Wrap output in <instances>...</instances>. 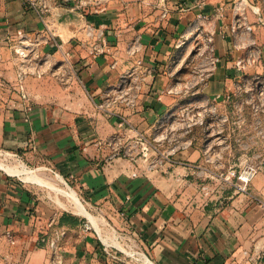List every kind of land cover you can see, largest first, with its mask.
Returning <instances> with one entry per match:
<instances>
[{
    "label": "crops",
    "instance_id": "obj_1",
    "mask_svg": "<svg viewBox=\"0 0 264 264\" xmlns=\"http://www.w3.org/2000/svg\"><path fill=\"white\" fill-rule=\"evenodd\" d=\"M49 5L42 19L21 0H0V151L62 176L79 199L119 227L128 224L158 264H264V170L248 193L214 192L199 179L211 171L204 163L212 155L200 137L187 128L166 134L179 91L218 100L237 87L246 71L242 40L260 37L253 16L245 22L234 0H109L89 15L59 0ZM238 21L252 29L241 28L234 40ZM89 24L101 37L88 36ZM19 30L62 64L45 73L26 60L27 98L19 91ZM206 35L212 65L194 68L186 81L184 50L198 41L201 54ZM122 90L131 99L114 101ZM139 135L167 136L163 149L173 141L178 150L150 169L137 155ZM15 174L0 166V264H112L98 231L70 223L71 212L43 194L52 183Z\"/></svg>",
    "mask_w": 264,
    "mask_h": 264
},
{
    "label": "rangeland",
    "instance_id": "obj_2",
    "mask_svg": "<svg viewBox=\"0 0 264 264\" xmlns=\"http://www.w3.org/2000/svg\"><path fill=\"white\" fill-rule=\"evenodd\" d=\"M39 1L46 2L48 5L50 2V0ZM59 1L63 5L65 3L71 5L69 2H74L71 7L73 6L75 11L89 15L92 9L100 8L109 0H87L86 5L80 6H76L80 4V0ZM254 1H259L262 4L258 12L250 9L249 5H243L240 9H235V12L245 22L249 20V15L253 16L251 22L250 20L249 22L257 26L256 31L260 35L257 41H251L248 37L242 40L241 54L245 60L241 59L240 65L244 66L246 71L241 76L237 87L218 100L209 98L203 90L200 92H194L193 90L179 91L177 99L182 102L170 112V122L166 124L167 135H170L173 131L179 136L181 130L187 128L189 130L187 134H193L194 132L200 137V145L206 148L207 152H211L212 155L204 163L211 171L202 172L199 179L203 185H209L214 192L222 194H226V192L231 194L248 193L254 177L264 170V0ZM236 23L238 27L236 32L233 33L234 40L237 39V36L239 37L238 34L242 33L241 28L249 31L245 23H242V26L239 25V21ZM39 47H41L39 50L35 45L29 48V56L36 53V51L41 54L39 57L36 56V59L33 57L34 55H31L27 59V62L30 61L28 65H32V62L35 61L34 66L43 68L45 73L53 72L54 69L62 65L55 59L46 57L47 52L45 53L43 50L45 46L40 45ZM200 48L201 44L196 41L191 48L188 46L184 50L187 53L184 66L187 67V71L190 73V75H187L186 81L192 80L194 68L202 64H206L207 67L212 65L209 58L205 57H208V53L213 50L211 51L210 48L205 47L201 51L202 53L199 54ZM197 55L198 57H196ZM168 141V137L165 136L162 140L156 142L163 149ZM152 157L155 156L152 155ZM0 160L12 165L24 163L29 169L33 168L41 177L47 179L49 184L53 183L63 189H73L62 176L49 169L28 166L22 158L12 153L0 151ZM249 165L257 166V173L249 182L247 191H238L234 186L237 174ZM232 171H235V174L227 178V173ZM15 175L26 180L21 174ZM26 182L38 184L29 180ZM41 188L44 190H42L43 194H51L57 198L60 209L71 212L68 218L70 223L83 224L85 227L90 226L93 230L98 231V241L108 249H105L106 256L112 261V264H158L153 260L150 252L143 248L142 237L133 233L131 229L124 228L128 227V224L119 227L111 218H106L107 215L101 210L80 199L87 210L92 213H86L88 214L86 215L79 210L77 204L71 200L70 195L54 187L50 189L46 185H42Z\"/></svg>",
    "mask_w": 264,
    "mask_h": 264
},
{
    "label": "built area",
    "instance_id": "obj_3",
    "mask_svg": "<svg viewBox=\"0 0 264 264\" xmlns=\"http://www.w3.org/2000/svg\"><path fill=\"white\" fill-rule=\"evenodd\" d=\"M27 4H29L31 7H33L38 15L40 17H42V19H44L47 15L48 12L50 11V6L43 1H39V0H21ZM247 0H235L234 1V8L235 9H240L241 7H243V5H247ZM80 4L76 5V6H80V5H86L87 0H80L79 2ZM252 9L256 12H258L261 9V6L258 5L257 7H252ZM166 14V12H164V15ZM245 26L247 29H251V25H248L247 23H245ZM237 23L233 24L231 27V30L233 33L236 32L237 30ZM95 26L92 24H89V27L87 29V34L90 37H93L95 39H98L99 37H101V32H96L95 31ZM19 34L22 36V42L19 46L15 47L16 52L21 56L22 63L21 64V71L19 72V78L21 81V84L19 83V91L22 95L23 98H27V92L25 91L24 88V84H23V79H24V75H25V69H23L25 66V62L26 60L30 57L29 56V48H30V43H27V39H24V35H22V31L19 30ZM52 40L55 42V44L57 46H59L60 48L62 47V44L59 43L54 36L52 35ZM207 42V47L211 49V51L213 50V38L212 35L211 36H207L206 40ZM96 51L98 53L103 52L102 47H98L96 48ZM49 53H47L46 57H49ZM39 57V55H36ZM45 57V56H42ZM23 67V68H22ZM27 67V66H26ZM128 92L127 91H120L119 94H117L114 98H120L121 100H129L131 98H128ZM115 101V100H114ZM159 139L157 138H150L144 135H139V138L137 139V141L140 143V150L138 152V156L142 157L143 160H145L148 164V167L150 169L152 168H156L159 165H162L165 161H169L170 159L173 158L174 154L176 153V151L178 150V144L173 143V141L171 142L172 144L170 145L169 148H165V149H161L157 142ZM126 154L130 155V149L128 147H126L124 149ZM152 155H154L155 157H152ZM258 167L255 165H249L247 168H245L244 170H242L241 172H239L237 174V180L234 184L235 188L238 191H247V186L249 184V182L252 180V178L255 176V174L257 173ZM235 171L232 172H228L226 177L229 178L231 175H234ZM262 205H264V200H262ZM52 244V246H56L57 245V241L56 239L51 240L50 242Z\"/></svg>",
    "mask_w": 264,
    "mask_h": 264
},
{
    "label": "bare ground",
    "instance_id": "obj_4",
    "mask_svg": "<svg viewBox=\"0 0 264 264\" xmlns=\"http://www.w3.org/2000/svg\"><path fill=\"white\" fill-rule=\"evenodd\" d=\"M0 166L11 171L12 173L22 174L23 177L27 180L39 182V183H45V180L40 177V175L37 173V171H35L34 169H29L24 163H22L20 165H12L9 163H5V161L3 162L0 160ZM51 186L57 190H61V191L65 192L66 194L70 195L77 202V207L79 208V210L81 212H87L84 205L82 204V202L78 198L74 189H72V188L63 189L57 185H54L53 183Z\"/></svg>",
    "mask_w": 264,
    "mask_h": 264
}]
</instances>
